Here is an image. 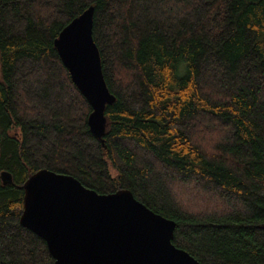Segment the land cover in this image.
Masks as SVG:
<instances>
[{"label":"trees","instance_id":"trees-1","mask_svg":"<svg viewBox=\"0 0 264 264\" xmlns=\"http://www.w3.org/2000/svg\"><path fill=\"white\" fill-rule=\"evenodd\" d=\"M89 7L115 97L103 144L54 46ZM42 169L129 190L201 264H264V0H0V264H54L19 224Z\"/></svg>","mask_w":264,"mask_h":264},{"label":"water","instance_id":"water-1","mask_svg":"<svg viewBox=\"0 0 264 264\" xmlns=\"http://www.w3.org/2000/svg\"><path fill=\"white\" fill-rule=\"evenodd\" d=\"M93 7L59 33L55 49L70 79L89 104L87 124L103 144L109 92L92 37ZM3 185L12 177L0 172ZM22 228L42 239L54 264H201L175 247V223L137 201L127 189L98 194L75 178L42 169L21 186Z\"/></svg>","mask_w":264,"mask_h":264},{"label":"rangeland","instance_id":"rangeland-1","mask_svg":"<svg viewBox=\"0 0 264 264\" xmlns=\"http://www.w3.org/2000/svg\"><path fill=\"white\" fill-rule=\"evenodd\" d=\"M190 191L191 194L187 193ZM186 191H183L182 189H177L174 193L175 196L180 200L181 204H184L185 206L189 207L190 209H198L201 210V206L206 203H200L199 199H196V197H193L191 195H194L195 192L192 188H188ZM199 200V201H198ZM206 202V201H205ZM216 201H213L215 203ZM220 205V204H219ZM220 207V206H218ZM214 209V208H211Z\"/></svg>","mask_w":264,"mask_h":264}]
</instances>
